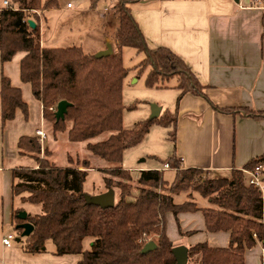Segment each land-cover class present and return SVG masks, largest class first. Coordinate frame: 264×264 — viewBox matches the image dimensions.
<instances>
[{"label":"trees","instance_id":"obj_1","mask_svg":"<svg viewBox=\"0 0 264 264\" xmlns=\"http://www.w3.org/2000/svg\"><path fill=\"white\" fill-rule=\"evenodd\" d=\"M11 8L0 7V60L10 63L20 53L19 75L29 85L33 97L42 106L46 131L64 134L73 144H86L91 155L107 164L102 172L106 191L119 190V201L103 209L86 204L85 182L88 171L94 169L88 159L82 163L58 166L52 153L35 134L23 135L17 141L18 152L35 161L33 167L13 169V198L22 203L41 206V214L30 215L26 222L33 225V233L21 238L18 244L26 255L47 253V245H54L55 256L79 255L78 264H177L173 253L175 244L167 234L166 218L172 214L182 234L179 215L201 212L208 233L230 234L227 247H212L207 242L188 248V264H245L247 250L264 242V202L259 189L248 184L246 170H254L264 157L252 160L245 170L233 169L224 177L198 168H183L175 154L165 164L174 170L168 180L159 170L141 171L137 186L132 184L129 170L119 164L127 149L139 145L154 124L170 129V139L176 143L178 110L182 98L192 95L205 99L217 111L243 114L256 120L264 119V112L249 108H220L208 96L209 86L203 85L187 63L168 48L151 49L132 14L131 5L138 0H118L114 6L119 27L113 36L117 52L96 58L82 46L69 48L45 47L41 42L38 14L59 9V0H1ZM99 0H91L93 7ZM35 22L32 29L29 21ZM124 48H133L144 55L140 72L149 68L146 85L167 88L176 79L179 92L176 110L160 119L138 123L127 130L123 125L124 80L129 74L122 57ZM61 101L71 104L64 120L57 121L55 113ZM0 108L3 124L15 120L21 111L30 117L29 105L23 91L2 74ZM108 134L104 140L95 142ZM43 155V157L41 156ZM134 190L137 195L129 200ZM188 191L208 199L209 207H200L191 193L182 202L176 198ZM22 209L13 213V225ZM192 234V233H187ZM91 239L89 250L84 241ZM156 240L157 247L142 254L145 245Z\"/></svg>","mask_w":264,"mask_h":264},{"label":"crops","instance_id":"obj_2","mask_svg":"<svg viewBox=\"0 0 264 264\" xmlns=\"http://www.w3.org/2000/svg\"><path fill=\"white\" fill-rule=\"evenodd\" d=\"M88 1L59 0V9L49 12L65 13L71 4L68 10L72 15L94 17L96 13L89 9ZM3 6L4 1L0 0V7ZM131 9L148 46L151 49L168 48L181 57L199 81L210 87L208 96L215 106L264 112V0H138ZM38 16L40 24L44 12ZM108 16L111 14L96 15V25L110 28V34L95 53L105 50L107 44L112 46L113 54L118 51L111 37L119 22L117 17L109 20ZM11 62L2 65L0 81ZM178 95L179 92L177 98ZM38 103L42 116V106ZM40 128H35V135ZM173 154L185 169L198 168L228 175L233 169L245 170L252 160L264 157V119L224 114L205 99L186 95L178 110ZM261 165L264 174V161ZM150 169L153 168L137 170ZM14 182L13 170L0 167V264H78L82 259L79 255L55 256L54 250H48L31 256L24 254L17 242L4 245L5 237L12 234L14 226ZM200 214L179 215L182 234L174 228V236H171L167 229L170 240L176 247L189 248L205 242L201 239L206 237L207 243L212 239L219 243L217 245L227 247L230 234L208 233L203 215L202 219L198 218ZM170 215H167L166 223L171 224ZM175 223L178 226L176 220ZM245 264H264V242L246 251Z\"/></svg>","mask_w":264,"mask_h":264},{"label":"rangeland","instance_id":"obj_3","mask_svg":"<svg viewBox=\"0 0 264 264\" xmlns=\"http://www.w3.org/2000/svg\"><path fill=\"white\" fill-rule=\"evenodd\" d=\"M90 1L87 2V5L92 12L96 13L94 17L90 15L74 16L68 8H66L67 12L65 13L61 11L56 14L49 11L44 12L40 24L41 27H43L41 31L42 42L45 43L46 47L69 48L73 46H82L86 53L97 54L95 52L102 46L103 40L109 36L110 28H103L96 25V15L100 13L109 15L110 13L111 17H107L109 20L113 19V16L117 17L114 6L118 3V0H99L96 8L93 7ZM92 21L95 24L93 26ZM87 24L90 25L89 28H87ZM79 28L82 30H79ZM111 38L113 40V37ZM23 56V53L18 54L11 64L6 66L3 72L4 75H9L8 77L15 87L22 89L23 99L29 105L30 109V119L28 121L23 118L21 111L17 112L15 120L5 124L2 123L0 117V167L8 170H13L18 167H32L35 165V161L32 158L19 154L17 140L20 136L34 134L36 127H42L37 131H42L46 134L43 118L40 116L39 103L33 97L30 86L23 84L20 80L19 62ZM122 57L125 68L129 69V74L124 80L123 89V102L126 107L123 114L124 128L130 130L134 128L136 124L150 120L153 105L163 109L158 119L167 113V111L174 112L176 106L175 98H177L176 96L178 93L177 90L173 89V86L176 84V79L170 80L167 83V88H149L146 85V77L150 69L147 68L140 72L139 67L144 59V55L138 54L133 48H124L122 50ZM1 72L2 64L0 60V75ZM169 131L170 129L154 124L139 145L127 149L124 152L123 160L119 165L131 172L132 184L135 187L140 177V172L137 170L140 167H151L153 169L150 170L163 171L165 178L168 180L174 178L173 170H166L164 168V163L173 155L175 146V143L170 139ZM106 137H108V134L99 137L95 142L104 140ZM42 141L49 147L52 153L50 158L58 166L66 167L72 164H80L83 159H88L94 169L88 171V176L84 185L85 192L92 197L106 192L104 178L107 175L102 172V168L107 167V164L93 157L85 148L86 144H73L69 142L66 135H54L52 133H50L49 136L47 135ZM41 156L43 157V155ZM221 175L224 177L228 176V174L225 173ZM114 191L116 204L120 196L118 189ZM188 193L193 195L200 207L210 206L208 199H203L199 194L192 191L182 194L180 196L181 200H184ZM136 195L137 190H134L129 200H134ZM176 202L182 201L176 198ZM14 209H22L30 215L41 214V206L22 203L20 197L14 198ZM198 218L202 219V214H200ZM170 219H172L171 221L173 223L170 224V222H168L167 229L170 235L174 236L173 230L174 228L176 230L178 226H176L175 218L172 214L169 217V220ZM183 225L186 227L185 222ZM11 233L14 234L15 237L12 241L13 244L17 242L16 239L19 237V232L13 226ZM205 238L201 240L206 242ZM154 242H156L155 239ZM208 244L212 247H221L217 245L219 243H215L212 239H209ZM90 245L91 239H86L84 241V249L89 250ZM47 248L48 250H54V245L49 243Z\"/></svg>","mask_w":264,"mask_h":264},{"label":"water","instance_id":"obj_4","mask_svg":"<svg viewBox=\"0 0 264 264\" xmlns=\"http://www.w3.org/2000/svg\"><path fill=\"white\" fill-rule=\"evenodd\" d=\"M29 25L32 29L36 27V24L34 21L30 20ZM113 54V48L110 44H107L106 49L103 51H100L95 55L96 58H102L106 56H110ZM71 106V104L67 101H61L57 105V110L55 113L57 121L64 120L65 115L67 114L68 108ZM162 108L158 107L156 105L152 106V112L150 116V120L158 119L161 116ZM86 204L88 205H94L101 207L103 209L111 208L115 205V191L113 189H110L106 191L105 193H102L97 196H89L85 195ZM28 218V214L24 211H21L18 214V219L24 221L23 223L17 225V230H23L21 234V238H25L30 236L33 231L34 227L31 223L26 222ZM19 239H17V242ZM157 247L156 243L154 241L148 242L145 247L142 250V254H147L150 251L154 250ZM174 256L176 258L177 264H188V248L185 246H177L173 249Z\"/></svg>","mask_w":264,"mask_h":264},{"label":"built area","instance_id":"obj_5","mask_svg":"<svg viewBox=\"0 0 264 264\" xmlns=\"http://www.w3.org/2000/svg\"><path fill=\"white\" fill-rule=\"evenodd\" d=\"M4 7L11 8V5L8 1H4ZM68 8H71L72 5L68 4ZM37 136L43 140L45 138V134L42 131H37ZM164 168L166 170H174V168L170 164H165ZM248 177V184L253 185L259 189L262 194L263 202H264V174H263V166L258 165L254 170H246L245 171ZM14 234H9L4 239L5 246H11L12 241L14 240Z\"/></svg>","mask_w":264,"mask_h":264}]
</instances>
